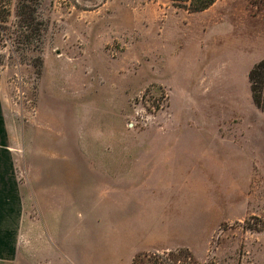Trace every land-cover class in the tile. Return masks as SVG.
Instances as JSON below:
<instances>
[{"label":"rangeland","instance_id":"1","mask_svg":"<svg viewBox=\"0 0 264 264\" xmlns=\"http://www.w3.org/2000/svg\"><path fill=\"white\" fill-rule=\"evenodd\" d=\"M4 1L2 110L23 189L64 153L81 154L82 170L156 168L145 202L170 218L174 250L200 264H264V160L240 152L243 120L230 96L223 112L212 84L233 66L239 32L264 52V0L203 12L170 0H39L37 52L18 43L19 0Z\"/></svg>","mask_w":264,"mask_h":264},{"label":"crops","instance_id":"2","mask_svg":"<svg viewBox=\"0 0 264 264\" xmlns=\"http://www.w3.org/2000/svg\"><path fill=\"white\" fill-rule=\"evenodd\" d=\"M252 24H245V30ZM236 43L233 66L212 84L222 96L218 103L223 112L225 96H230L234 118L243 120L233 129L241 138L240 152L250 160H264V109L254 103L249 79L264 52L257 56L255 39L241 32ZM5 127L0 85V264H132L138 253L180 246L170 218L155 214L154 203L145 202L156 198L159 184L151 177L158 169L82 170L75 163L81 154L64 153L56 166L41 169L39 186L31 183L24 190L19 154L7 146ZM208 128L210 134H224L216 124Z\"/></svg>","mask_w":264,"mask_h":264},{"label":"trees","instance_id":"3","mask_svg":"<svg viewBox=\"0 0 264 264\" xmlns=\"http://www.w3.org/2000/svg\"><path fill=\"white\" fill-rule=\"evenodd\" d=\"M39 0H19L16 6V16L19 18V25L22 30H26L24 33L16 34L19 39L18 43H24L34 45V42L38 40L36 36H42L44 31V24L39 21L38 7L35 4ZM176 7L185 9L189 12H202L209 9L216 3L217 0H170ZM5 3L4 0H0V5ZM6 4V3H5ZM11 14V9L8 11ZM4 21L0 17V22ZM7 21V19L5 20ZM39 36V37H40ZM34 37V39H33ZM33 51H39V45L35 44L34 47H28ZM42 64V59L38 57ZM42 67V66H41ZM249 79L251 82L252 96L254 103L260 109H264V59L254 65L249 73ZM184 259L183 264H200L195 255L187 248H179L177 250H171L168 252H141L135 255L132 264H168L169 261L172 264H179Z\"/></svg>","mask_w":264,"mask_h":264}]
</instances>
